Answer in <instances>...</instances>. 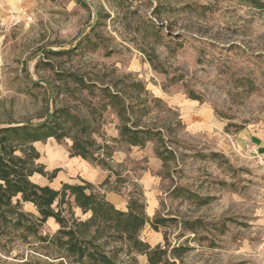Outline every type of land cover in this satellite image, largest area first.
<instances>
[{
	"label": "rangeland",
	"instance_id": "374dc122",
	"mask_svg": "<svg viewBox=\"0 0 264 264\" xmlns=\"http://www.w3.org/2000/svg\"><path fill=\"white\" fill-rule=\"evenodd\" d=\"M261 2L0 0V127L66 108L110 141L119 122L99 92L109 85L174 155L163 165L155 140L143 148L110 141L109 173L70 157L69 138H47L35 143L38 162L59 171L32 180L55 189L89 181L111 202L114 193L125 205L131 195L154 202L149 220L169 218L157 230L167 264H264V175L251 152L259 139L264 157ZM21 210L36 233L0 223V264H80L56 246L53 218L40 223L29 202Z\"/></svg>",
	"mask_w": 264,
	"mask_h": 264
},
{
	"label": "trees",
	"instance_id": "16d2710c",
	"mask_svg": "<svg viewBox=\"0 0 264 264\" xmlns=\"http://www.w3.org/2000/svg\"><path fill=\"white\" fill-rule=\"evenodd\" d=\"M243 1L263 5L261 0ZM99 92L106 99V105L114 109L119 122L118 137L111 138V142L143 148L147 142L155 140L158 142L155 154L163 165L174 158L173 150L162 143L161 131L140 124L141 117L134 114V106L119 92L109 85L100 86ZM94 134H98V130L90 129L87 117L66 108L47 112L38 122H8L0 127V223L36 233L35 224L29 223L28 215L21 210L22 202H29L38 212L40 223L53 218L59 224L53 239L64 258L80 264H138L136 256L143 254L149 264H167V249L160 245L151 247L140 237V232L147 223L157 231L169 218L156 216L149 220L145 203L138 196L131 195L123 210L107 199L105 190L95 188L89 181L62 182L61 188L55 189L32 180L34 174H40L51 181L59 171L56 168L48 172L44 164L38 162L40 153L35 143L47 138L56 141L69 138L70 157H80L114 173L110 141L99 142ZM109 177L108 174L100 185L108 183ZM63 205L67 206L69 216L64 214ZM73 208L87 217L76 216ZM119 252H123L128 261L119 262L115 258Z\"/></svg>",
	"mask_w": 264,
	"mask_h": 264
},
{
	"label": "crops",
	"instance_id": "0c3cea01",
	"mask_svg": "<svg viewBox=\"0 0 264 264\" xmlns=\"http://www.w3.org/2000/svg\"><path fill=\"white\" fill-rule=\"evenodd\" d=\"M254 140H255V145H257L260 148V146L262 145L261 141L259 139H254ZM251 141H252V139H251ZM255 145L253 144L252 146L256 148ZM102 190H104V189H102ZM105 192H106V195H108L109 192L106 191V190H105ZM112 198L114 200L112 203H114L117 208H120V209H123V210L126 209V205L125 204H123L121 202L117 203L119 200H118L117 195L115 193H114ZM116 204H118V205H116ZM154 208H155L154 207V202H150L149 205L145 204V213H146V215L148 216V215L153 214L151 212H153ZM140 237L143 240L147 241L150 244L151 247H153L155 245H159L163 241L162 234L159 231H155L153 229H150L149 225H148V227L144 226V228L141 230ZM136 257H137L138 261H139L140 258H143V257L147 261L146 255L138 254Z\"/></svg>",
	"mask_w": 264,
	"mask_h": 264
},
{
	"label": "built area",
	"instance_id": "2783aa9c",
	"mask_svg": "<svg viewBox=\"0 0 264 264\" xmlns=\"http://www.w3.org/2000/svg\"><path fill=\"white\" fill-rule=\"evenodd\" d=\"M251 152L255 154L256 163L258 164V166L260 167V171L264 175V157L261 156L260 154H258L257 149L255 147H253V146H251Z\"/></svg>",
	"mask_w": 264,
	"mask_h": 264
}]
</instances>
